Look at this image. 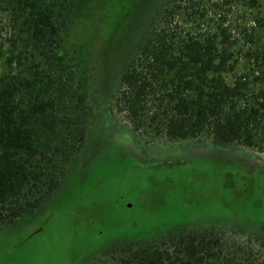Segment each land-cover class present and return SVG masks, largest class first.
<instances>
[{
	"label": "trees",
	"instance_id": "1",
	"mask_svg": "<svg viewBox=\"0 0 264 264\" xmlns=\"http://www.w3.org/2000/svg\"><path fill=\"white\" fill-rule=\"evenodd\" d=\"M199 1L164 0L131 45L111 104L141 135L170 142L206 137L218 148L236 143L264 151V79L256 69L264 61L257 36L264 19L258 13L252 26L225 25L220 5ZM90 2L0 0V228L55 200L85 145L96 117L91 67L72 57L69 33ZM195 6L203 11L190 15ZM209 11L217 19H207ZM176 15L197 17L196 27L177 30ZM105 252L115 264H253L252 254L229 250L211 230L176 228L159 242L121 239Z\"/></svg>",
	"mask_w": 264,
	"mask_h": 264
},
{
	"label": "rangeland",
	"instance_id": "2",
	"mask_svg": "<svg viewBox=\"0 0 264 264\" xmlns=\"http://www.w3.org/2000/svg\"><path fill=\"white\" fill-rule=\"evenodd\" d=\"M201 1L220 5L216 11L225 25L236 20L252 26L258 13L264 19V0H256L253 9L243 6L245 1ZM162 3L91 0L72 25L69 49L77 51L72 57L82 67H91L88 93L96 117L61 194L0 228V264H115L105 250L117 240L159 242L176 228L214 231L229 250L241 247L252 254L253 264H264V151L236 143L218 148L206 137L170 142L141 135L111 104L131 45ZM197 9L203 11L195 6L188 12ZM206 17L218 16L209 11ZM171 19L177 30H191L198 21ZM236 34L231 31V39ZM257 36L263 49L264 30ZM260 62L257 76L264 79ZM4 69L0 58V74Z\"/></svg>",
	"mask_w": 264,
	"mask_h": 264
}]
</instances>
